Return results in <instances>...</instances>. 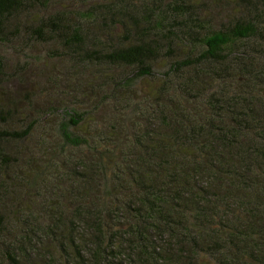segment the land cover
<instances>
[{
    "label": "trees",
    "instance_id": "16d2710c",
    "mask_svg": "<svg viewBox=\"0 0 264 264\" xmlns=\"http://www.w3.org/2000/svg\"><path fill=\"white\" fill-rule=\"evenodd\" d=\"M242 2L214 29L189 0H0V46L89 53L117 71L106 96L134 107L83 134L82 114L49 107L57 134L36 152L0 148V264H264V0ZM128 21L118 45L83 46ZM171 36L186 54L152 73ZM125 68L149 90L126 88Z\"/></svg>",
    "mask_w": 264,
    "mask_h": 264
},
{
    "label": "rangeland",
    "instance_id": "374dc122",
    "mask_svg": "<svg viewBox=\"0 0 264 264\" xmlns=\"http://www.w3.org/2000/svg\"><path fill=\"white\" fill-rule=\"evenodd\" d=\"M189 4L194 5L195 9L196 7L200 9L201 18L208 21L214 29L246 14L242 12V5L245 4L242 0H189ZM54 10H61V6L51 7L44 14L47 15ZM128 25L131 29L117 25V30L106 31V35L100 37L101 42L99 37V41L90 42L85 39L83 46L88 48V51L116 46L122 42L121 37L133 29L131 21H128ZM130 37L132 34L129 35V40H132ZM171 38L170 46L164 49L162 58L147 63L152 73L163 72L171 61L180 60L182 55L186 54L187 44L182 45L175 37ZM22 43L24 42L19 41L0 46V100L5 104L12 102L13 111L11 119L0 123V130L18 131L28 122H33L36 126L26 139L17 144L0 142V148L5 147L12 151L27 147V152H36L35 143L43 132L45 139L48 138V132L57 134L55 127L59 120L56 114L44 116L45 109L49 107L58 111L68 109L82 114L83 121L74 130L76 134L109 126L117 113L120 118L124 117V114L133 117L134 114L130 110L134 107L121 108L106 96L108 91L104 85L105 72L114 75L117 73L112 66L104 71L101 64L89 53L74 57L72 51H65L57 43L31 42L23 46ZM168 44L167 41L166 46ZM167 49H170V53H167ZM124 74L127 78L133 79L131 84H127L126 88L129 90L135 88L149 90L153 83L149 82L148 78H133L132 68H125ZM135 96V102H139L140 99ZM14 100L16 104L13 103ZM2 108L6 109V106L2 104ZM17 200L25 202L27 200L25 193H21ZM6 226L12 225L7 223Z\"/></svg>",
    "mask_w": 264,
    "mask_h": 264
}]
</instances>
